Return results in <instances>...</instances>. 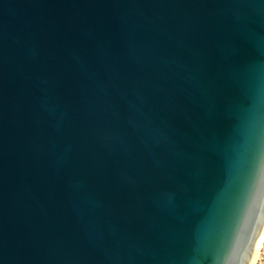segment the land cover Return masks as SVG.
<instances>
[{"label":"water","instance_id":"obj_1","mask_svg":"<svg viewBox=\"0 0 264 264\" xmlns=\"http://www.w3.org/2000/svg\"><path fill=\"white\" fill-rule=\"evenodd\" d=\"M264 221V0H0V264H248Z\"/></svg>","mask_w":264,"mask_h":264},{"label":"bare ground","instance_id":"obj_2","mask_svg":"<svg viewBox=\"0 0 264 264\" xmlns=\"http://www.w3.org/2000/svg\"><path fill=\"white\" fill-rule=\"evenodd\" d=\"M263 255H264V221L262 223L261 230L256 239L248 264H259V261H261Z\"/></svg>","mask_w":264,"mask_h":264},{"label":"rangeland","instance_id":"obj_3","mask_svg":"<svg viewBox=\"0 0 264 264\" xmlns=\"http://www.w3.org/2000/svg\"><path fill=\"white\" fill-rule=\"evenodd\" d=\"M262 261V262H261ZM261 261H259V264H264V255L262 256ZM261 262V263H260Z\"/></svg>","mask_w":264,"mask_h":264}]
</instances>
